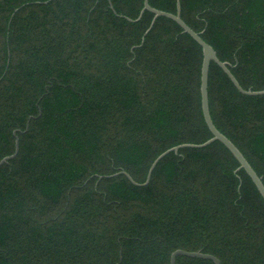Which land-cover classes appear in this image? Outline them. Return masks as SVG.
<instances>
[{
	"label": "trees",
	"instance_id": "1",
	"mask_svg": "<svg viewBox=\"0 0 264 264\" xmlns=\"http://www.w3.org/2000/svg\"><path fill=\"white\" fill-rule=\"evenodd\" d=\"M144 0H0V264H264V200L201 111V47ZM176 13L177 0H148ZM243 90H264V0H179ZM138 19V20H137ZM151 26V27H150ZM216 129L264 185V95L213 62ZM139 184L134 185L125 176ZM175 264H213L177 256Z\"/></svg>",
	"mask_w": 264,
	"mask_h": 264
},
{
	"label": "water",
	"instance_id": "2",
	"mask_svg": "<svg viewBox=\"0 0 264 264\" xmlns=\"http://www.w3.org/2000/svg\"><path fill=\"white\" fill-rule=\"evenodd\" d=\"M144 11H149L151 12L154 17L151 22V26L154 24L156 18L158 17H164L167 18L173 22H175L183 31V33L188 34L202 49V64H201V74H200V97H201V111H202V116L204 123L209 130L211 134V138L205 141L202 144H181L178 146H175L162 154H160L151 164L146 181L143 185L147 184L151 173L157 163L162 160L166 155H168L171 152L177 153L179 149L182 148H193V149H201L205 148L206 146L210 145L213 142H219L221 143L231 154L232 156L237 160L239 164L238 170H243L247 176L250 178L252 183L254 184L255 188L257 189L258 193L264 200V185L262 183L261 178L256 174V172L252 169L250 164L247 162L245 157L242 155V153L237 149V147L229 140L227 139L223 134H221L216 127L214 126L210 113H209V105H208V92H207V87H208V72H209V66L210 63L213 62L215 63L223 72L224 74L229 78L233 86L242 94L245 96H263L264 95V90L263 91H251V90H243L240 85L238 84L237 80L234 78L232 73L229 70V65L226 62H221L217 56L216 52L214 49L205 43L201 37L200 34H197L194 32L192 29H190L181 19L180 16V5H179V0H177V5H176V13L171 14L167 12H162L156 9H153L149 6L148 0H144L143 2V8L139 14L138 19L142 16ZM137 19V20H138ZM150 26V27H151ZM18 153V140L15 142V151L11 156L5 157L0 161V166L3 165L5 162H7L10 159H13L16 157ZM125 176L131 181L134 185H139L135 183L131 177L125 173ZM177 256H185L188 258H198V259H203V260H210L213 262V264H220V261L209 254H203L201 252H186L182 250H176L173 252L170 256V264H175L176 257Z\"/></svg>",
	"mask_w": 264,
	"mask_h": 264
}]
</instances>
